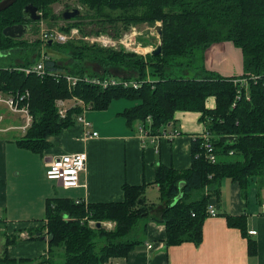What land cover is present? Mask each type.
<instances>
[{
  "label": "trees",
  "instance_id": "1",
  "mask_svg": "<svg viewBox=\"0 0 264 264\" xmlns=\"http://www.w3.org/2000/svg\"><path fill=\"white\" fill-rule=\"evenodd\" d=\"M57 1L17 0L0 11V54L29 51L25 61L0 66V91H29L25 101L29 102L34 121L18 139L19 144L41 152L50 145L46 140L49 135L79 122L82 106H72L66 116H61L58 99L77 96L91 108L102 110L115 98L127 97L138 101L122 112L128 124H148L152 134H159L173 122L178 110L201 112L200 121L212 134L217 160L211 162L206 158L202 138L197 137L192 144L190 169L158 165L160 203L147 201L146 185L128 183L124 185L125 199L121 202L86 204L67 197L49 198L47 223L29 231L30 238L48 236L47 254L39 259L12 258L8 245L18 238L7 237L0 264H104L111 257L127 256L141 245L145 241L141 233H146L148 221L155 219L166 224L169 244L200 243L210 198L220 196L224 177L238 181L246 192L249 178L255 175L259 187L264 188V0H78L86 8L70 25L85 28L84 24L95 22L98 30L118 35L132 24L161 21L162 53L149 52L144 57L124 48H104L82 39L47 42L46 47L57 53L49 54L46 50V69L64 74H26L21 68L40 60V41L28 43L25 37L12 38L3 30L25 22L23 8L30 2L45 19L60 21V14L53 9ZM223 41L233 42L242 51L243 73L239 76H223L205 65L206 51ZM197 51L204 53L199 74L176 75L179 68L193 64ZM59 53H67L71 60L60 63L56 57ZM182 58L189 59L186 62ZM95 65L102 67V72H96ZM112 67L134 68L138 74L122 77L150 81L139 88H103L81 80L73 90L69 89L66 74L119 77L111 71ZM240 79L248 82L242 83ZM210 97H215L214 108L207 107ZM148 117L151 121L146 123ZM105 221L115 225L109 228ZM228 221L248 235L240 217L230 215ZM248 237L250 251L254 253L255 240Z\"/></svg>",
  "mask_w": 264,
  "mask_h": 264
},
{
  "label": "crops",
  "instance_id": "2",
  "mask_svg": "<svg viewBox=\"0 0 264 264\" xmlns=\"http://www.w3.org/2000/svg\"><path fill=\"white\" fill-rule=\"evenodd\" d=\"M205 65L223 76H239L243 73V54L233 42H219L206 51ZM215 105V97H210L207 107ZM122 112L87 108L84 115L91 122L90 129L98 132L96 136L87 135L82 123L77 122L49 135L46 140L50 145L40 152L18 143L27 132L22 131L24 114L0 103V254L7 237L18 238L8 245L12 258L39 259L47 254L48 236L30 238L29 231L47 223L49 198L67 197L86 204L121 202L128 183L146 185L147 201L160 203L158 165L178 170L192 167L193 140L206 129L200 121L201 112L176 111L174 121L163 129L173 132L171 136L140 133L141 122L133 127ZM79 151L87 153L79 186L67 188L47 177L52 158ZM220 190L219 197L210 198L209 205L217 213L205 218L200 243L169 244L166 224L161 219L149 220L141 245L127 256L111 257L104 264H264V188L253 175L246 192L230 177L221 180ZM230 215L240 217L245 224L255 240L254 253L248 235L229 224Z\"/></svg>",
  "mask_w": 264,
  "mask_h": 264
},
{
  "label": "built area",
  "instance_id": "3",
  "mask_svg": "<svg viewBox=\"0 0 264 264\" xmlns=\"http://www.w3.org/2000/svg\"><path fill=\"white\" fill-rule=\"evenodd\" d=\"M76 31H78V36H80L78 28H73L69 33L62 32L59 30H44L41 39L43 41H47L51 39L55 42H66L69 39L75 37L74 35ZM81 37L83 39L86 40L89 39L91 42H97L103 46L110 48L112 47L117 48L119 43V41L116 40L117 38H115L113 35L107 32L95 33L93 35L82 34ZM47 59H49V54L46 52L44 45H42L40 60L35 64H30L28 66L22 67L21 70H23L26 74L36 73L40 76L52 74L55 75L56 77H59L62 74H64V73H60L59 71L58 72L48 71L46 69V63H45ZM65 77L67 79L70 90H73L76 87L77 83L81 80L87 81L89 83H93L103 88H107L114 85L115 86L123 85L125 87L131 86L134 88H139L144 84V82L150 81L149 78H147L146 80H134L123 77L121 78L99 77V76L91 77V75L88 74L82 77L72 74H66ZM28 96H29V91H26L25 93H20V92L6 93L0 91V103H4L14 112L24 114L25 120L22 124L23 132H26L32 126L34 121L33 114L30 112L29 102L28 100L25 101L28 98ZM62 100H66V99L57 100L58 111L61 114V116H66L68 109L71 108L72 106L81 105L83 108V113H81L78 116V121L82 123V125L84 126L87 135L96 136L98 132L92 131V129H90L91 122L87 120V118L84 115V112L89 107V105H87L83 99L77 96L72 97L74 103L69 107L63 105ZM147 121L148 122L151 121L150 117H148ZM139 131L140 133L143 134L150 133L148 124L146 125L145 123H141L139 127ZM162 131L161 133L164 134L165 136H171L173 133L171 131H167L166 129L163 132ZM198 137L202 138L201 144L205 151L206 158L211 162H215L217 160L216 147L212 140V134L210 133V131L206 128L205 131L202 134H200ZM86 165H87V153L84 151L56 156L52 158L47 164V177L49 179L60 181L62 185L67 188L76 187L80 185L79 183L80 173L86 168ZM216 213H217L216 209L213 206L209 205L207 208V214L215 215ZM104 225L111 228L115 225V222L106 221L104 222ZM249 233L256 234L257 231L250 230Z\"/></svg>",
  "mask_w": 264,
  "mask_h": 264
},
{
  "label": "rangeland",
  "instance_id": "4",
  "mask_svg": "<svg viewBox=\"0 0 264 264\" xmlns=\"http://www.w3.org/2000/svg\"><path fill=\"white\" fill-rule=\"evenodd\" d=\"M78 0H59L53 5V9L55 10L56 13L61 12V10L67 5H78L77 4ZM79 6V5H78ZM85 8L86 6L83 5ZM44 15L40 20L37 22L33 23V29H36V32H31L26 34L24 37L26 38V41L28 43H38L40 41L41 46L44 45L45 50L49 54L57 53L56 51H53L52 48L46 47V43L49 41H43L42 38V33L44 30H59L62 32L69 33L73 28H78L80 36H78V31L75 32V37L69 40H74V39H82L90 44H96L101 47H106L103 46L97 42H91L89 39H83L82 33L84 32V28H82L79 25H70L73 22H75V18H72L70 20H65L62 22V20L57 22H53L54 20L52 19H45ZM92 23H86L84 24L85 27L91 26L92 28ZM157 24H162L161 21H156L154 24H151L149 22H143V23H138V24H132L128 29L121 31L118 35H115L114 37L117 38L116 40L119 41L117 48H124L125 50L129 52H134L138 55L146 57L150 50L155 48L157 45L154 40L156 38H159L158 32L155 30V26ZM91 35L98 33L95 32V29L90 30ZM100 32V31H99ZM103 33H106V31H103ZM77 35V36H76ZM68 40V41H69ZM55 42V41H53ZM67 42V41H66ZM66 42H61V43H66ZM113 48V47H112ZM116 48V47H115ZM152 48V49H151ZM25 52L18 53V52H13V51H6V52H1L0 54V66H9V65H15L19 64L23 61H25L28 57V50H24ZM68 53V52H67ZM67 53H59L56 57L58 58V61L60 63L65 64L67 60H71L70 57H68ZM193 57L195 61H193V64L189 65L186 64L185 66L179 68V70L176 71V75H181V76H192V75H198L200 68L202 65H204V53L201 51H197L196 54ZM189 58H182L183 61H188ZM68 66L70 64L68 63ZM96 72L100 70L102 72V67L95 65L93 68ZM111 71L114 73H117L119 77H114V78H121L122 76H131L133 74H138V72L134 68H126V67H112ZM93 77V76H91ZM150 79V78H149ZM244 80V81H243ZM235 82L239 81L237 79H234ZM240 82L242 83H247L248 80L245 81V79H240ZM59 100V99H58ZM137 99H131L127 97H120V98H115L111 104L109 105L108 109L110 113H116L117 111H123L125 107L131 108L137 103ZM73 100L71 99H66L62 100V104L66 106H71L73 104ZM87 104V103H86ZM88 105V104H87ZM111 106V107H110ZM89 111H98L95 108H91L90 106L88 107ZM142 123V122H141ZM147 123V120H146ZM163 127L162 129H164ZM18 133V132H17ZM10 136V135H9ZM93 223V222H92ZM142 234L140 235V237Z\"/></svg>",
  "mask_w": 264,
  "mask_h": 264
},
{
  "label": "water",
  "instance_id": "5",
  "mask_svg": "<svg viewBox=\"0 0 264 264\" xmlns=\"http://www.w3.org/2000/svg\"><path fill=\"white\" fill-rule=\"evenodd\" d=\"M16 1L17 0H0V11L9 8ZM80 14H81L80 7L69 6L62 11L61 16L64 20H70L74 17H77ZM41 18H42V13L39 11V8L33 2H30L26 4L23 8V19L25 20V22L6 26L3 30V33L6 36L12 38H17V39L22 38L33 30L32 26L30 25V21H38ZM155 30L158 32L159 38H156L154 40V42L157 45L155 46V48L152 49L151 52L153 54H160L162 53V35H163L162 24H157L155 26ZM48 43L52 44L53 40L50 39ZM179 197L180 196H178L177 199ZM98 225L101 226V222H98Z\"/></svg>",
  "mask_w": 264,
  "mask_h": 264
},
{
  "label": "flooded vegetation",
  "instance_id": "6",
  "mask_svg": "<svg viewBox=\"0 0 264 264\" xmlns=\"http://www.w3.org/2000/svg\"><path fill=\"white\" fill-rule=\"evenodd\" d=\"M77 4L79 5H71V4H67L62 10H61V12H60V16H61V13H62V11L65 9V8H67V7H69V6H78V7H80L81 8V14L80 15H82L83 14V10H84V6L81 4V3H79L78 1H77ZM80 15H78L77 17H79ZM74 18H76V17H74ZM61 20H62V22H64L65 20L62 18V16H61ZM35 21H32L31 23H30V25L32 26V28H33V23H34ZM92 25V28H91V26H88L87 25V27H85L84 28V34H89V33H91V31L90 30H92V29H95V32H98V33H101V32H103V31H101V30H98V26L96 25V23L94 22L93 24H91ZM100 31V32H99ZM107 33H109V34H111V35H113V36H115L113 33H111L110 31H106ZM83 34V33H82ZM152 51V50H151Z\"/></svg>",
  "mask_w": 264,
  "mask_h": 264
}]
</instances>
